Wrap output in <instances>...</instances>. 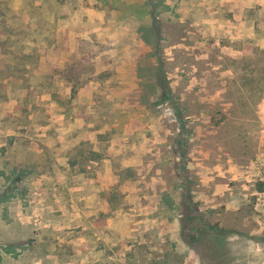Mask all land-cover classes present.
<instances>
[{"label": "rangeland", "instance_id": "374dc122", "mask_svg": "<svg viewBox=\"0 0 264 264\" xmlns=\"http://www.w3.org/2000/svg\"><path fill=\"white\" fill-rule=\"evenodd\" d=\"M0 264H264V0H0Z\"/></svg>", "mask_w": 264, "mask_h": 264}]
</instances>
